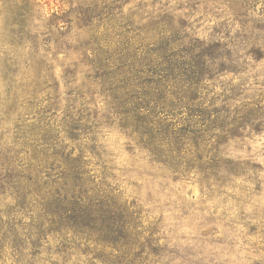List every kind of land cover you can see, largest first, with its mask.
Returning <instances> with one entry per match:
<instances>
[{
  "label": "trees",
  "instance_id": "obj_1",
  "mask_svg": "<svg viewBox=\"0 0 264 264\" xmlns=\"http://www.w3.org/2000/svg\"><path fill=\"white\" fill-rule=\"evenodd\" d=\"M7 1L17 17L35 4ZM139 9L152 17L142 29L129 15L117 27L125 34L111 37L89 20L80 67L60 82L16 76L0 100V264H176L184 258L168 234L190 216L220 243L216 227L228 229L229 250L237 232L246 263L264 264V167L233 155L264 134V0ZM208 21V35L196 36ZM112 145L128 155L122 166ZM144 182L179 195L195 185L198 200L176 197L166 224L140 196ZM204 251L189 264H228Z\"/></svg>",
  "mask_w": 264,
  "mask_h": 264
},
{
  "label": "rangeland",
  "instance_id": "obj_2",
  "mask_svg": "<svg viewBox=\"0 0 264 264\" xmlns=\"http://www.w3.org/2000/svg\"><path fill=\"white\" fill-rule=\"evenodd\" d=\"M152 0H35L30 3L31 13L24 17L8 15L7 9L0 3V100H4L6 89H11V80L14 77L28 78L32 74H52L60 82V77L66 69L78 66L82 57L83 44L90 39L91 27L83 25L92 21V25H98V31L111 37H117L124 33L127 18L134 21V27L142 29L144 25L152 19L146 11L139 9L140 2H151ZM165 0H161L164 2ZM173 2V0H170ZM9 6L13 3L8 0ZM11 10V9H9ZM101 13V19H91L92 13ZM108 13L115 15L117 22L107 21L105 17ZM32 14V16H31ZM212 22H203L196 29V36L208 35L207 27H211ZM114 28V29H113ZM113 29V30H112ZM113 32H112V31ZM125 34V33H124ZM134 33L126 34L128 41L133 42ZM19 42V45L17 43ZM82 68V67H81ZM60 87L62 88L61 84ZM0 101V102H1ZM115 133V132H112ZM115 137H112L114 140ZM110 143L113 144V140ZM112 150L118 155L117 163L123 165L129 160L125 152L120 151L112 145ZM233 155L247 156L254 155V159L264 167V134L255 136L253 141H247L244 149L234 152ZM127 163V162H126ZM131 180H138L137 173H127ZM179 186V184H177ZM144 187V188H143ZM178 188V187H177ZM181 195L173 191L167 194L161 192L158 185L142 183V199L151 196V204H147L148 210L153 215L158 214L159 208L164 211V220L170 224L174 220L175 209L173 200L180 196L189 204L194 205L198 200V188L195 185H183ZM131 190V186H129ZM190 191V195H186ZM187 217L181 224L180 233L168 234L172 239V245L176 244V253L184 259L177 260L176 264H189L198 262L201 255L198 253L216 251L221 260H226L228 264H247L244 260L246 253L240 249L242 246V236L239 234L234 238L238 243L234 250L226 243L229 241L230 231L218 225L216 228L225 235L227 240L220 243L209 236L203 237L202 230L198 222ZM237 230H240L238 228ZM208 243V247H207ZM222 253V254H220ZM191 255H193L191 257ZM205 261V260H204Z\"/></svg>",
  "mask_w": 264,
  "mask_h": 264
}]
</instances>
